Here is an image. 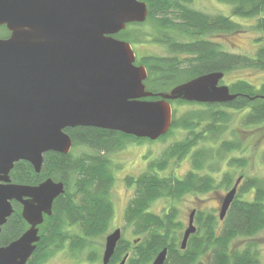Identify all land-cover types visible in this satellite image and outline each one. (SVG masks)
<instances>
[{
  "label": "trees",
  "instance_id": "obj_1",
  "mask_svg": "<svg viewBox=\"0 0 264 264\" xmlns=\"http://www.w3.org/2000/svg\"><path fill=\"white\" fill-rule=\"evenodd\" d=\"M148 4L146 22L153 25V42L164 45L169 56H144L138 61L148 72L147 90L154 93L168 92L176 85L212 72L225 74L238 69L264 71V44L254 56L235 54L223 49L220 43L209 40L214 33H241L244 28L232 17L257 19L256 29L264 31V0H218L232 5V16L208 14L192 8L193 0H142ZM10 32L0 27V38H8ZM132 36V37H131ZM148 35L133 38L129 30L119 33V39L130 43L148 40ZM238 97L226 104H200L183 100L178 104H197L205 110L193 111L181 117L173 110L170 131L158 140H166L175 130L190 132L191 138L173 144L163 158L155 161L149 171L138 177L128 176L126 184L134 188V196L125 213L126 224L140 238L134 241L121 239L110 264H151L160 251L168 248L166 264H195L202 255L206 264H260L254 244L243 251L232 246L239 238H253L264 230V178L249 177L239 187L224 220L215 212L201 211L197 215L198 234L193 235L186 250L181 249L183 221L179 218L180 200L187 195H206L219 188L229 189L233 175L225 173L221 182L210 174L201 175L206 167L221 166L223 154L243 151V140L231 131V124H240L243 130L264 126V83L258 88L245 80L230 86ZM150 100L156 98H149ZM205 126L202 131L196 128ZM231 131L234 139L222 141L218 147L201 148L194 152L193 170L183 178L172 173L161 176L168 169L170 160L180 161L202 142H214ZM73 139V149L87 147L94 154L74 155L49 152L44 155L41 173H36L26 161L16 163L11 172L14 183L38 185L52 178L65 183L66 192L53 204V212L45 216L41 227V241L31 264H43L54 253L69 247L72 253L89 250V260L97 261L94 240L107 234L114 218L112 190L114 169L108 154L125 148L128 143H143L139 139L120 132L94 127L66 129ZM153 142V141H150ZM214 152L218 153L214 156ZM264 158V155H263ZM246 158L230 160V166L247 167ZM253 194L252 200L244 195ZM160 199L167 201L164 213L150 211ZM15 211L2 228L0 246L9 245L26 229L22 206L14 203Z\"/></svg>",
  "mask_w": 264,
  "mask_h": 264
},
{
  "label": "water",
  "instance_id": "obj_2",
  "mask_svg": "<svg viewBox=\"0 0 264 264\" xmlns=\"http://www.w3.org/2000/svg\"><path fill=\"white\" fill-rule=\"evenodd\" d=\"M148 15L147 3L140 0H0V27L10 32L0 38V233L14 203L22 206L30 226L0 247V264H29L40 241L39 226L66 192L65 183L52 178L38 185L14 183L16 163L29 162L41 173L45 154L72 151L66 129L76 127L157 141L172 127L173 101L226 104L238 97L220 84L223 72L201 75L168 92L147 90L146 67L135 64L132 44L114 35L128 24L145 23ZM241 179L223 199L221 220ZM194 215L181 241L183 250L197 230ZM121 239V228L108 234L103 264H110ZM167 257L165 248L152 264H165Z\"/></svg>",
  "mask_w": 264,
  "mask_h": 264
},
{
  "label": "rangeland",
  "instance_id": "obj_3",
  "mask_svg": "<svg viewBox=\"0 0 264 264\" xmlns=\"http://www.w3.org/2000/svg\"><path fill=\"white\" fill-rule=\"evenodd\" d=\"M190 6L208 14L232 16V5L221 3L218 0H193ZM257 19L258 17L241 18L234 16L232 17V20L240 23L244 28V32L228 34L217 32L208 38L209 40L220 43L223 49L228 52L254 56L258 48L264 44V31L256 29L258 22ZM127 30L131 32L135 40L140 34L142 36L143 34H147L149 36L148 40L143 39L142 42L132 43L138 61L144 56H169L170 53L166 46L153 42V34L155 32L152 23L146 22L142 25L133 26ZM238 80H245L253 86L259 88L264 83V71L251 68L234 70L225 75L221 85H227L230 87ZM204 107L205 106L197 104L182 105L176 103L175 101L172 102V108L173 110H176V116L179 117L193 111L205 110ZM204 126L205 123L196 128V131H202ZM234 130L241 140H243L244 150L241 152L223 154L224 160H220L221 166L217 161L215 166L211 168L206 167L205 171H201L200 174H210L216 178L218 183L221 182L225 173H231L233 175L234 182H236L240 176H244V180L249 177L264 178V126L243 130L240 124L233 122L231 124V131L234 132ZM231 131L227 132L222 137H219L213 143L210 142V140L200 143L193 148V151L187 157L181 159L180 161H176L174 159L170 160L168 169L165 172H161V176L169 177L172 173H174L175 177L180 179L183 178L189 171L193 170L192 159L195 151H198L201 148L209 149L211 147H218L222 141H230L234 139ZM188 137L191 138L189 131L179 129L175 130L174 133L166 140L128 143L122 150L108 154L107 156L111 161L116 179L112 190L115 213L109 232L94 240V242H96L95 250L98 253L99 259L95 262H91L89 260L88 249L74 254L67 246V248L63 250L54 252L43 264H103L102 258L105 250L106 237L117 228L122 229V238L125 240L132 242L135 239L140 238V236L134 235L133 228L127 225L125 221L126 209L134 196V188L126 184V178L128 176L138 177L139 175L149 171L150 165L155 161H160L169 147L179 141L185 140ZM73 153L76 156L83 153L94 154L93 150L87 147L74 148ZM217 154L218 153L214 152V156ZM234 158H246L248 161L247 167L241 168L237 166H230V160ZM228 190L219 188L206 195H187L183 197L178 206L180 208L179 218L183 221L184 228L187 227L189 213L194 208L207 212H215L218 216L221 198L226 195ZM243 198L246 200H252L253 194L244 195ZM166 207L167 201L165 199H160L152 205L150 211L161 215L164 213ZM184 228L181 231L180 238L185 230ZM247 241H251L253 244H256L255 249L258 252L260 262L261 264H264V230L252 239L239 238L237 241L232 243V246L235 249H242L244 247L241 246ZM200 262L206 264V257H203ZM120 263L121 262L118 261L113 264Z\"/></svg>",
  "mask_w": 264,
  "mask_h": 264
},
{
  "label": "flooded vegetation",
  "instance_id": "obj_4",
  "mask_svg": "<svg viewBox=\"0 0 264 264\" xmlns=\"http://www.w3.org/2000/svg\"><path fill=\"white\" fill-rule=\"evenodd\" d=\"M140 1H142V0H140ZM142 2H144V1H142ZM148 5V4H147ZM148 19V18H147ZM147 21V20H146ZM146 23V22H145ZM144 24V23H143ZM136 25H142V24H139V23H131V24H128L127 25V28H126V30L127 29H129V28H131V27H133V26H136ZM1 27H3V26H1ZM5 27V26H4ZM6 28V27H5ZM7 29V28H6ZM125 31V30H124ZM121 33V32H120ZM114 37L116 38V39H118L119 40V32L116 34V35H114ZM120 40H122V39H120ZM124 41H126V40H124ZM132 44V43H131ZM132 46H133V44H132ZM135 52V51H134ZM136 54V53H135ZM136 65H139V63H138V58H137V56H136V63H135ZM226 75V74H225ZM225 78V77H224ZM223 81V80H222ZM221 81V82H222ZM221 84V83H220ZM201 104V103H200ZM239 178H242L241 179V182L239 183V186H238V191H237V194H238V192H239V187H240V185L243 183V181H244V176H240ZM238 178V179H239ZM237 179V180H238ZM237 180H236V182H237ZM236 182H234L233 183V185H232V187H230L229 188V190H228V192L230 191V190H232L233 189V187L235 186V184H236ZM227 192V193H228ZM226 193V194H227ZM194 196H199V195H194ZM226 195H224L222 198H221V201H220V208H219V214H218V217L220 216V210H221V206H222V203H223V199H224V197H225ZM237 196V195H236ZM236 198V197H235ZM233 203V202H232ZM232 205V204H231ZM231 207V206H230ZM230 209V208H229ZM201 211H203V210H198V208H194V209H192L191 211H190V213H189V216H188V224H187V227H188V225H189V222H190V215L193 213V212H195V215H194V225H195V227L197 228V230H196V232L194 233V234H192L191 236H190V238H189V240H188V243H187V247H188V245H189V243H190V240L192 239V237H193V235H196V234H198V225H197V215H198V213L199 212H201ZM229 211V210H228ZM228 213V212H227ZM24 219V218H23ZM219 219H220V217H219ZM225 219V218H224ZM9 220V219H8ZM221 220V219H220ZM222 221V220H221ZM27 223V222H26ZM7 224V223H6ZM5 224V225H6ZM28 224V223H27ZM4 225V226H5ZM3 226V227H4ZM2 227V228H3ZM187 227H185L184 229L186 230L187 229ZM30 228V226H29V224H28V226L26 227V229L19 235V237L17 238V239H19L28 229ZM185 230L183 231V234H182V238H181V241H182V239H183V236H184V232H185ZM39 236H40V241H41V227L39 226ZM16 239V240H17ZM248 239H252V238H248ZM238 240V239H237ZM237 240H234V242L235 241H237ZM40 241L38 242V243H36V250H37V248H38V245L40 244ZM233 242V243H234ZM12 243V242H11ZM11 243H9V244H11ZM249 243H252L251 241H247L245 244H243L241 247H244V248H239V249H237L238 251H243L244 249H245V247L249 244ZM253 244V243H252ZM7 246V245H6ZM0 247H4V246H0ZM187 247H186V249H187ZM255 247H256V244H254V249H255ZM186 249H184V250H186ZM36 250H35V252L33 253V255L31 256V258H30V260H29V264H31L32 263V260L34 259V254L36 253ZM183 250V249H182ZM256 250V249H255ZM257 252V251H256ZM168 253H169V251H168ZM258 253V252H257ZM204 256H200L199 257V259L197 260V262L195 263V264H203V263H201L200 261H201V259L203 258ZM168 258V257H167ZM205 258V257H204ZM258 260H259V262H260V259H259V255H258ZM167 261V260H166ZM111 263V262H110ZM166 264V263H165ZM260 264H261V262H260Z\"/></svg>",
  "mask_w": 264,
  "mask_h": 264
}]
</instances>
